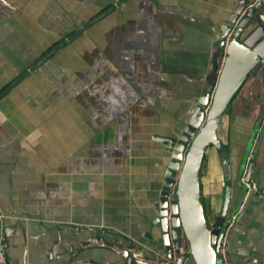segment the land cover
I'll return each mask as SVG.
<instances>
[{"label": "crops", "instance_id": "1", "mask_svg": "<svg viewBox=\"0 0 264 264\" xmlns=\"http://www.w3.org/2000/svg\"><path fill=\"white\" fill-rule=\"evenodd\" d=\"M237 1L125 0L74 35L114 0H0L7 264L120 263L107 249L83 248L89 237L164 257L153 205L168 155L155 137H175L199 95L213 91L220 28ZM256 27L248 23L233 52ZM253 69L187 189L199 236L216 244L241 202L246 163L251 191L227 232L228 264H264V67Z\"/></svg>", "mask_w": 264, "mask_h": 264}, {"label": "water", "instance_id": "2", "mask_svg": "<svg viewBox=\"0 0 264 264\" xmlns=\"http://www.w3.org/2000/svg\"><path fill=\"white\" fill-rule=\"evenodd\" d=\"M124 1L119 0L115 6L109 8L74 35L85 30ZM241 12L243 14L236 23L227 57L210 101L208 91L201 93L183 128L175 137H155V140L163 145L162 150L168 155V161L157 201L153 205L156 211L153 224L158 227L164 257L170 259L171 253L174 252L177 256L175 264H191V262L195 264H215L217 243L208 245L199 236L189 208L187 189L191 173L204 147L213 139L215 130L238 83L251 67H254V71L264 67V20L259 21L257 19L261 12H264V0L237 1L226 22L221 26L220 35L224 37L231 30ZM252 20L257 27L243 40L241 49L233 52L232 43ZM62 44L63 42L49 51L34 66L39 65ZM218 45L220 47L221 40ZM218 58L219 53L215 66ZM205 108L206 112L204 113ZM246 180H248V173L246 174ZM174 182L175 190L169 195ZM184 242H186V250L183 249ZM83 244L84 242L82 246ZM1 246L3 247L2 244ZM116 247L122 248L121 245H116ZM179 250H181V253H179ZM116 257L120 262L116 264H148L133 258L126 249H122L120 253L116 254ZM72 259L73 257L70 256L67 264H70Z\"/></svg>", "mask_w": 264, "mask_h": 264}, {"label": "built area", "instance_id": "3", "mask_svg": "<svg viewBox=\"0 0 264 264\" xmlns=\"http://www.w3.org/2000/svg\"><path fill=\"white\" fill-rule=\"evenodd\" d=\"M119 0H114L113 2V6L116 5V3H118ZM251 6V5H250ZM248 6V7H250ZM243 14V12H241V14H239L238 18L235 20L231 30L224 36L221 38V45L219 48V58H218V62L217 65L214 69V86H213V90L215 87V84L217 82V79L219 77V74L221 72V69L223 67V64L225 62V59L227 57V53H228V47L229 44L231 42V38L236 26V23L238 21V19L241 17V15ZM264 18H261V21H263ZM213 91L209 94V101L211 98ZM206 108L203 110V112L205 113ZM249 158H247L246 162H248ZM246 163L244 165L243 168V172L241 173V176L239 178V182L241 183V185L243 186V195L241 198V202L237 208L236 213H234L228 220V222L225 224L223 231L221 233V236L217 242V246H216V256L219 257L220 263L219 264H228L227 261V256H226V252H225V244H226V237H227V232L229 231V229L232 227L236 215L238 213V211H240L243 206L244 203L251 191V186L248 180H246ZM175 190V182L173 183V185L170 188L169 191V195L172 194ZM83 248H100V249H107L113 253H120L122 249H126L133 258L138 259L139 261H143L145 263L148 264H175L177 256L174 252L171 253V258L167 259L165 257H158V255H156L155 257L151 258V259H146L145 257H143L141 255V252L139 250H137L134 247H122V248H117L115 245H107L102 238L100 237H89L87 239L84 240V244L82 246ZM179 253H181V250H179ZM0 264H7V259L3 250V247L1 246L0 243ZM78 264H98V263H91V262H86V263H78ZM244 264H263L260 260H258L257 258H249L247 259Z\"/></svg>", "mask_w": 264, "mask_h": 264}, {"label": "rangeland", "instance_id": "4", "mask_svg": "<svg viewBox=\"0 0 264 264\" xmlns=\"http://www.w3.org/2000/svg\"><path fill=\"white\" fill-rule=\"evenodd\" d=\"M219 263H220V260H219V257L217 256L215 260V264H219Z\"/></svg>", "mask_w": 264, "mask_h": 264}, {"label": "bare ground", "instance_id": "5", "mask_svg": "<svg viewBox=\"0 0 264 264\" xmlns=\"http://www.w3.org/2000/svg\"><path fill=\"white\" fill-rule=\"evenodd\" d=\"M206 112V111H205Z\"/></svg>", "mask_w": 264, "mask_h": 264}]
</instances>
